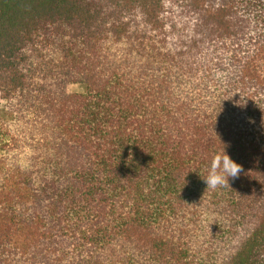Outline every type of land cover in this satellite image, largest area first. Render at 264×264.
Here are the masks:
<instances>
[{"label":"trees","instance_id":"obj_1","mask_svg":"<svg viewBox=\"0 0 264 264\" xmlns=\"http://www.w3.org/2000/svg\"><path fill=\"white\" fill-rule=\"evenodd\" d=\"M0 99V264H264V0H0Z\"/></svg>","mask_w":264,"mask_h":264},{"label":"clouds","instance_id":"obj_2","mask_svg":"<svg viewBox=\"0 0 264 264\" xmlns=\"http://www.w3.org/2000/svg\"><path fill=\"white\" fill-rule=\"evenodd\" d=\"M241 172V165L236 163L223 149L213 155L207 174L203 177L206 188L229 186V178H236Z\"/></svg>","mask_w":264,"mask_h":264},{"label":"rangeland","instance_id":"obj_3","mask_svg":"<svg viewBox=\"0 0 264 264\" xmlns=\"http://www.w3.org/2000/svg\"><path fill=\"white\" fill-rule=\"evenodd\" d=\"M70 89L73 92H82V91H84V87L81 86V85H78V84L72 85L70 87ZM4 104H5V101L0 99V123H1V121L3 122V118H4V115H3V112H2V109L4 108Z\"/></svg>","mask_w":264,"mask_h":264}]
</instances>
